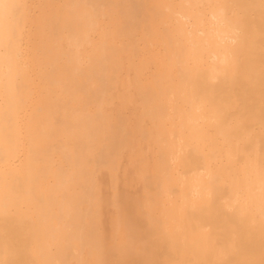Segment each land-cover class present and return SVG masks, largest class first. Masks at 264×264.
Instances as JSON below:
<instances>
[{"label": "bare ground", "instance_id": "6f19581e", "mask_svg": "<svg viewBox=\"0 0 264 264\" xmlns=\"http://www.w3.org/2000/svg\"><path fill=\"white\" fill-rule=\"evenodd\" d=\"M46 1L0 0V264H264V0Z\"/></svg>", "mask_w": 264, "mask_h": 264}, {"label": "rangeland", "instance_id": "374dc122", "mask_svg": "<svg viewBox=\"0 0 264 264\" xmlns=\"http://www.w3.org/2000/svg\"><path fill=\"white\" fill-rule=\"evenodd\" d=\"M35 0H28V6H29V4H30V6H31V10H30V12H31V16L33 17V16H35V14L37 15L38 13H39V11L41 10H37V8L39 9L40 8V5H42L43 3L42 2H44V4H45V1L46 0H43V1H41V0H36L35 2H34ZM49 1V0H48ZM48 1H46L47 3H49ZM53 1V0H52ZM55 1V3L56 4H59V3H62V0H60L59 1V3H58V0L56 1V0H54ZM42 3V4H41ZM52 4H53V2H51ZM32 4V5H31ZM37 4H40L39 6L37 5ZM34 5V6H33ZM35 5H36V7H35ZM54 5L55 4H53L52 6L54 7ZM58 6V5H57ZM56 5H55V7H57ZM42 7H43V5H42ZM44 7H46V6H44ZM43 7V8H44ZM30 8V7H29ZM34 8L37 10V11H34ZM42 8V9H43ZM35 13V14H34ZM34 14V15H33ZM26 27H27V29L29 30V25L27 26L26 25ZM26 27H25V29H26ZM33 27V30H32V28H31V30H32V32L33 31H35L34 29V26H32ZM28 30H25L26 32H28ZM30 32V31H29ZM26 42V41H25ZM25 42L23 43V46H22V48H23V50L25 51L26 49L28 50V46H27V48H26V46L25 45H27V44H25ZM25 47V48H24ZM26 50V51H27ZM29 108V110L31 109V107H28ZM16 161V163L18 162V159H16L15 160ZM130 168V167H129ZM125 169H127V161H126V159H123L122 160V162H121V167H120V171H119V178H118V191L119 192H121V193H126V194H129V195H131V196H136L137 194L139 195V193H140V190H141V187L139 186V185H132V186H129V185H127V182H128V179H129V173H128V175H125V173H124V171H125ZM128 170H130V169H128ZM127 172H129V171H127ZM131 172V171H130ZM131 175V174H130ZM104 177V176H103ZM105 178V182L107 183V181H108V178L105 176L104 177ZM130 181V180H129ZM104 190H103V192H104V195L105 196H109L110 195V193H111V191H110V189L108 188V187H106L105 186V188H103ZM106 190V191H105Z\"/></svg>", "mask_w": 264, "mask_h": 264}]
</instances>
